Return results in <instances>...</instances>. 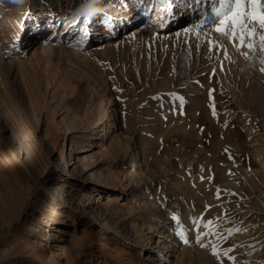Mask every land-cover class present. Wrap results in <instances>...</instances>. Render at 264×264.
Wrapping results in <instances>:
<instances>
[{
	"label": "rangeland",
	"instance_id": "1",
	"mask_svg": "<svg viewBox=\"0 0 264 264\" xmlns=\"http://www.w3.org/2000/svg\"><path fill=\"white\" fill-rule=\"evenodd\" d=\"M51 2L23 0L22 17L17 21H7L12 18H5L9 15L8 5L0 3V212L11 214L18 202L25 201L15 222V233L8 234L6 221H0V264H50L38 252L29 258L25 249L11 245L14 241H28L30 234H22L28 231L26 218H34L47 229L41 232L44 240L45 234L50 236L56 227L57 210L66 213L67 207L55 202L49 189L64 174L61 166L66 163L70 170L67 176H71L75 163L70 162L78 159L85 179L72 176L71 181H82L91 191L94 185L112 187L113 178L109 175L113 170L112 176L121 177V160L103 159L101 150L120 139L135 162L134 147L139 138L143 167L140 179L133 176V184L141 187L139 192L151 199L153 208L189 201L190 208L198 213L190 223L214 221L213 232L226 237L205 236V246L201 247L196 236L208 229L193 225L185 233L189 238L184 245L199 253L198 261L186 255L179 259L180 264H264V52L239 48L238 40L233 42L227 35L217 33L218 18L210 9L211 4L215 5L211 0H203L197 9L185 11L179 19L165 11L158 12L152 5L144 10L131 5L122 7L123 12L118 14L122 22L116 31L110 30L114 25L107 27L109 31L99 33L84 52H62L56 47L40 50L35 48V40H24L25 34L21 40L13 41L20 21L26 24L38 6L46 11L59 3L64 10L67 1ZM68 3L67 14L82 22L86 12L77 9L85 0ZM244 10H250L246 0ZM139 11L143 14L139 24L146 23L148 27L133 39L123 37L130 28L126 20ZM201 21V28L194 27ZM113 31L115 37L108 40ZM257 32L264 34L258 25ZM47 38L48 35H41L39 41ZM68 38L61 37L65 43L74 39ZM255 39L258 41L259 36ZM106 41L110 44L103 43ZM206 41L216 46L209 51ZM10 67L17 69L16 76ZM107 94L113 95L114 102L103 122L95 125L99 101ZM176 97H182L183 103ZM129 130L135 131V138L128 137ZM72 137L84 151L71 149ZM58 154L62 161L57 164L54 159ZM107 168L110 174L105 173ZM51 173L58 178L50 184L47 179ZM93 176L100 178L99 184L94 183ZM180 181L195 188L196 202V196L184 192L185 184H177ZM97 191L101 193L100 188L93 190V198ZM4 199H9V205L3 204ZM130 200L125 202L135 206ZM1 203L5 205L2 208ZM77 214L64 217L65 223L58 226L83 228L94 244L75 241L81 252L90 249L92 258L74 247L70 264H79L84 257L91 264L98 260L102 264H145L148 251L139 246L144 245L151 253L156 248H148L143 236L151 235L154 245L163 232L160 226H165L161 224L159 231L153 233L152 228L146 227L152 215L143 219L137 210L112 213L114 223L110 221L109 228L100 226L97 219ZM183 219L179 218V222L185 226ZM121 222L125 226L131 224L135 235L124 234ZM229 229L240 231L229 234ZM178 231L173 228L171 234L179 236ZM76 233L81 235V231ZM100 243L105 244L101 249ZM62 244L68 246L66 242ZM213 247L218 255L212 254ZM228 249L231 251L225 256ZM62 261L64 258L55 264Z\"/></svg>",
	"mask_w": 264,
	"mask_h": 264
},
{
	"label": "bare ground",
	"instance_id": "2",
	"mask_svg": "<svg viewBox=\"0 0 264 264\" xmlns=\"http://www.w3.org/2000/svg\"><path fill=\"white\" fill-rule=\"evenodd\" d=\"M65 1L67 2L66 4H64L65 7L63 6L64 10L62 9L61 4L59 3L55 4L54 9H47L46 11L42 10V8L38 6L37 12H35L32 16L28 18V21L26 24L20 21L18 27L15 28L14 30L15 34L13 35V39H14L13 41H18L19 39L21 40V38H23V35L25 34L24 40L26 42L35 40V43H34L35 48H39L40 50L42 49H53L54 50L56 48H60V50L61 49L63 50L62 52H66V51L67 52L70 51V53H73L74 51L84 52V49L87 48L89 45H91L93 41H95L93 39H97V35H99V33H104V32L109 31L107 30L109 29L107 27L114 25L112 28H110V30L116 31L117 26H119L120 23L122 22V19L118 16L119 11L123 12L121 10L122 7H125V6L127 7L131 5L133 9L136 7H141L140 9L144 10L152 5V7L153 6L155 7V10L157 9L159 10L158 12L165 11L166 15L169 14L170 16H173L176 18H178L179 15L183 16L185 11L187 12L188 10L190 11L189 13H191L194 9H197L198 7V4L195 3V0H102V3L99 5V8H100L99 12H97L94 15H90L86 13L84 16V20L82 22H79L78 20H75V16L72 17V14L71 13L67 14V12L69 11L68 2L70 1L79 2L80 0H65ZM213 1L215 2V5L211 4L210 9H213L214 6L216 7L219 6V0H211V2ZM44 2H46V4L52 3L51 0H46V1L44 0ZM0 3L8 5L6 7V11L9 13V15H6L5 18L6 19L8 17H12V18H8L7 21H10L11 19H14V20L16 19V21L18 19L20 20V18L22 17V13H20L21 3H16L15 0H2V1L0 0ZM141 12L140 11L136 12L134 16H131L126 20L125 23L130 28L122 34L123 37H130V38L132 37L133 39L135 34H137L138 36V32L143 31V29L147 26L146 23L139 24L138 19H141L143 15L141 14ZM115 31L111 33L110 35L111 38H108V40H112V38L115 37L114 35ZM41 35H48L47 39H50V40L43 39L39 41V38L41 37ZM55 36H57L56 41H54ZM63 36H68L69 37L68 39L74 37V39H71L70 43H65V40H63L64 38L61 39V37ZM60 41H63L64 44H62ZM103 43L110 44V41L109 42L106 41ZM111 44H115V43H111ZM10 69L11 67L9 68V71ZM11 74L13 76H16L17 69L15 67L11 69ZM113 102H114V97L112 94L105 95L99 101L98 114L94 120L96 122L95 125L97 124L100 125L103 122V119L107 117L108 108L113 104ZM112 109H113L112 111H114V108ZM107 127L108 126H105L103 129L106 130ZM127 133L130 134V136H128L129 138L131 137L135 138L136 134L134 130L133 131L129 130V132ZM44 134L45 133L43 131V135ZM145 137L144 138L142 137L143 141H145L144 140L146 139ZM71 141H72L71 149L80 148V150L84 151L85 149L84 147H81L80 145L77 146V140L74 139V137H72ZM138 142L139 143L141 142L140 138L138 139ZM139 143L138 145L134 147V150H136L134 159L135 158L137 159L135 162L133 159L131 160V156H129V154H127L126 151L124 150L125 147L123 148L122 142L120 141V139L116 140L115 144H110V147H108V149H105L103 151L101 150L100 153L103 155V159H106L107 157L108 160L110 159L111 162L115 158H118L121 160L120 167L118 170V171H121V177H119L117 174H115V176H112V173H114V171L112 170L111 176L109 175V178H113L112 182L114 185L112 187H104L103 185L102 186L98 185V188H100L101 193L100 191H97L96 198H93L92 194H93V190L98 189L97 185H94V189H92L91 191V189L87 187V184H83L82 181L80 182L73 181V180L71 181L72 176L82 178L83 180L85 179V175L81 174L83 167L82 166L79 167L78 159L77 161L70 162V165L75 163L74 166L71 167V170H72L71 176H67L69 175L68 173L70 170L66 166V163H65V166H61V169L64 171V174L60 176V181L56 183L53 187H49V189L51 188L50 195L52 196L53 199H55V202L57 203L61 202L63 203L62 205L67 207L66 213H63L61 209L57 210V219L55 220L56 227L50 233V236H47L45 234L44 240L43 238H41L43 237L41 236L42 235L41 232L42 230H47V229L43 228L41 223H37V221L34 218L32 217L26 218L29 221L27 225L28 231L24 230L22 231V234L23 233L30 234V237H28V241L23 242V244L14 241L11 247L15 249L19 246L22 249H25L27 254L29 255V258H30V255L32 257L33 252H38L44 259H46L47 262L51 261L50 264H53V263L55 264L56 261L59 263L60 258H64V261H62L61 264H70L71 256H73L72 249H74V247L77 248L78 250L77 252L79 253L86 254V255L88 253L89 259H91L92 251L90 249H88V251L81 252V249L79 248L80 245L77 246L74 243L75 241L82 240V242L91 241L89 245L94 244V242L92 243V240L87 239V235L84 232L83 228L78 229L76 228V225H72L73 228L68 229V228H64L63 226H58V225L60 224L62 225L65 223L63 221L64 217L66 219L72 218V215L74 213L77 214L78 212L77 214L78 216L88 217L90 218V220L97 219L100 222V226L102 227L105 226L106 228H109V225H110L109 222L113 220L112 213L127 209L130 211L137 210L139 212V215L143 219H146V217L152 215L153 217L151 219L152 221L147 222L148 225L146 227L152 228L153 233H156L157 230L159 231V226L161 224H165L164 227L160 226V229H163V232L158 235L156 240H154L155 241L154 245H151L152 243L150 242L152 239L151 235L147 234L143 236V239H145L147 244L150 246V247L148 246V248H151V246L152 248H156V250H153L154 251L153 253H151L152 251L150 249H146L144 245L141 244L139 246V244H137L139 247H144V250L148 251V254L144 257V259L146 260L145 264H180L179 259L181 260V257L186 256V255L189 256L194 261L197 260L199 257V253L197 252L193 253L191 251V248H188L189 246L184 245V240L181 237L173 236L171 234V231L173 228L178 229L176 228L178 226L177 222L172 219L173 215H176L178 218L185 219L186 224L183 227H185L186 229L190 227L193 228L194 224L190 222H191V219H193V217H195V215L198 213H196L194 209L190 208L189 201H185V204L183 203V201H178L176 202L177 203L176 205H172L171 203H166L164 205L160 204L155 209L151 205L152 204L151 199H148L147 196L141 194L143 193V191L139 192L141 191L140 190L141 187H137L136 185L133 184V180L135 179L133 178V176L139 178L138 175L140 173V170L143 167L142 149ZM122 148L123 150L119 152V150H121ZM52 150H53V147H51V151ZM95 152H98V151H93V154ZM69 156H71V153ZM61 157H62L61 154H58V157L54 159L57 164L62 161ZM94 161L95 159L93 160V162ZM105 173L110 174L109 168L106 169ZM57 178H58L57 175H55L54 173H51V175L49 176L47 180H49V183L51 184ZM92 180L94 181V183H98L100 181V178H96L95 176H93ZM177 184L180 186L182 184H185L186 191L184 192L186 193L188 192L189 194L187 193V195L191 194L192 197L196 196L195 202L197 201V195L195 192L196 190L193 186H190V184L188 185L187 182H184V181H180V183H177ZM116 191H120V192H116ZM126 194L128 195L131 194L132 197L131 198L127 197L125 196ZM183 195L186 196V194H183ZM12 199L14 198L11 197V200ZM130 199H132V201L136 203L135 206L132 205L131 203L125 202L126 200L131 201ZM6 200L8 201L9 199H6ZM6 200L4 199L2 201L3 204L9 205V202L7 203ZM198 200L200 201V199ZM201 202L203 201H200V203ZM24 203H25L24 200H22L21 202H18L17 208H12V204L10 203V207L13 210L11 214H9V212L8 214H3V212L2 213L0 212V221L1 220L6 221L5 231L8 232V234L15 233V230L17 227V224L15 222L18 221V216H19L20 211L22 210ZM3 206L5 205H2L1 208ZM150 213H154V214H150ZM34 221L36 222L35 223L36 226H32L34 224L33 223ZM123 222H121L122 223L121 227L125 228L124 234L129 233L130 236L135 235V232H136L135 228H133L131 224L130 225L128 224L129 226L128 225L125 226V223ZM83 225L84 224H82V227ZM99 230H101V228ZM76 231H81V235H78ZM103 231H105V229ZM149 231L150 229L148 230V232ZM187 238H189V236ZM63 242L68 243V246L65 247L62 244ZM137 242H139V240ZM95 244H98V243H95ZM99 246H100L99 248L101 249L105 246V244L100 243ZM195 246H194V249H195ZM77 252L74 254H77ZM28 255L26 256L24 255V256L28 257ZM97 256H99V253H97ZM89 259H85L84 257L79 261V264H85V263L91 264V262H88ZM92 264H102V263L100 262V260H98V262L92 263Z\"/></svg>",
	"mask_w": 264,
	"mask_h": 264
},
{
	"label": "snow or ice",
	"instance_id": "3",
	"mask_svg": "<svg viewBox=\"0 0 264 264\" xmlns=\"http://www.w3.org/2000/svg\"><path fill=\"white\" fill-rule=\"evenodd\" d=\"M201 2L202 0H195L196 4H200ZM246 2L250 9L249 11L244 10L245 0H219V6H214L212 9L214 15L218 18V26L215 28V31L227 35L230 41L235 42L238 40L239 48L247 47L251 51H256L258 48L260 52H264V34H259L257 32V25L259 29L264 30V0H246ZM203 24L204 21H201L200 25L194 27L201 28ZM163 25L164 22L161 21V26ZM196 35L199 37L200 32L197 31ZM257 35L259 36L258 41L255 39ZM246 37L248 38L247 40ZM206 42L209 44V51L216 46L212 41ZM244 55L247 56V53H244ZM261 64H264V60H261ZM261 71H264V68H262ZM176 98L181 100V104L183 103L182 97ZM213 115H216L215 111ZM229 158L231 159V156ZM172 219L177 222L179 228L177 235L187 243L188 241L185 235L187 229L180 225L179 218L176 215H173ZM196 224L202 225L203 228L208 229L207 232L198 233L196 236L197 242L201 243V247L205 246L202 243L203 237L208 235L215 234L221 239H226V237L220 236L219 233L213 232L214 221H194V225ZM235 231H240V229H229V234ZM230 251L231 249L226 250L224 255L227 256ZM212 254H219L217 248H212ZM229 259L234 260L235 258L229 257Z\"/></svg>",
	"mask_w": 264,
	"mask_h": 264
},
{
	"label": "clouds",
	"instance_id": "4",
	"mask_svg": "<svg viewBox=\"0 0 264 264\" xmlns=\"http://www.w3.org/2000/svg\"><path fill=\"white\" fill-rule=\"evenodd\" d=\"M16 3H23V0H15ZM102 3V0H85V3L80 6L77 11H83L90 15H94L100 11L99 5Z\"/></svg>",
	"mask_w": 264,
	"mask_h": 264
}]
</instances>
